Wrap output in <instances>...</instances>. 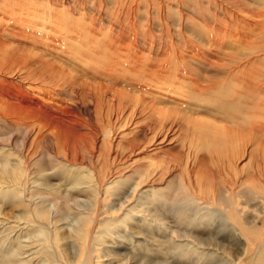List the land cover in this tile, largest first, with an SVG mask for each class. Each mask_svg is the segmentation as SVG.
I'll return each mask as SVG.
<instances>
[{"label": "rangeland", "instance_id": "obj_1", "mask_svg": "<svg viewBox=\"0 0 264 264\" xmlns=\"http://www.w3.org/2000/svg\"><path fill=\"white\" fill-rule=\"evenodd\" d=\"M0 18L15 25L0 20V72L11 67L31 99L70 108L94 133L80 145V174L48 178L60 192H27L30 207L0 202V264H238L221 250L238 247L222 219L202 226L207 185L190 195L182 184L208 132L264 114V0H0ZM29 18L43 23L27 28ZM215 156L224 189L234 160Z\"/></svg>", "mask_w": 264, "mask_h": 264}, {"label": "bare ground", "instance_id": "obj_2", "mask_svg": "<svg viewBox=\"0 0 264 264\" xmlns=\"http://www.w3.org/2000/svg\"><path fill=\"white\" fill-rule=\"evenodd\" d=\"M0 20L6 22V24H3L4 28H8V26L9 27L15 26L14 24L12 25V23H10V20L7 18L6 19L0 18ZM26 21H27V28L32 26L35 29L40 27L41 23H43V22L40 23L37 18L36 19L29 18ZM59 22L60 21H58V23ZM70 38L71 37H69V39ZM79 41L80 39L76 41L77 43L75 42L74 43L79 44ZM84 46L88 47L87 44L86 45L84 44ZM78 47L80 46L78 45ZM21 62L22 61H20V63ZM10 68H6L4 69V71L0 72V77H2L0 78V202H6V203L12 202L16 204H21L26 207H30L27 206L28 203L25 202L26 201L25 196H27L28 194L27 192H30L31 195L34 193V195L36 196L42 194V193L39 194L38 190H43L45 192H51V193L60 192L59 188L56 187L57 188L56 189L55 187H52L50 185L49 183L50 179H48L55 174L57 168L58 170L59 168L60 170L66 168L65 173L74 172V174H80V172L74 171L76 168L82 169V167H80L81 163H79L80 158L77 159V157L80 156L79 155L80 145L85 143L88 149L89 145L87 143L89 142V140H91L92 143L94 142V133L91 132V130L87 131L84 129V123L79 119L78 114H76L77 112L72 111L70 108L66 107V108H60V110L58 109L51 110L49 107L46 108L47 106L42 105L39 102L40 100L36 101L34 99H31L30 97L31 95L30 96L27 95V93L25 92L26 90L24 91L23 88L19 86L20 84L17 83L18 84L17 85L15 84L16 82L12 83L9 81V76H13L9 70ZM5 70L8 71L9 73L7 72L8 73L7 74ZM25 72H28L27 69ZM20 74L21 73H19V75ZM14 75H16L15 77H17V74L14 73ZM7 76L8 78H6ZM225 98L228 97L225 96ZM84 108L86 109V107ZM79 112L81 113V111ZM250 113L247 112L243 117L239 116L240 120H238L237 122L238 123L240 122L241 124H238L237 127L235 126L236 128L234 127V129L218 130L216 132H208L206 134L203 144L201 143L204 148L202 146L198 147V149L200 148V150L202 151V155L194 158V161L193 162L191 161L192 162L191 165L188 164L187 178L184 180L182 184L183 186L182 190L188 191V194L191 195L194 194V192L192 193L189 190L191 187L195 185L202 187L201 184L207 185V188H209L210 193L204 191L206 190L204 189L203 196L197 197L199 200H201L200 202H198L199 205L196 209L199 211L201 218H204V222L202 219V226L204 225V223H206L204 227L207 226V228L209 229V227L212 225V222L215 219L221 218L223 222V226L228 227L231 234L233 236H236L235 238L238 244V245L236 244L238 247L235 248L233 247V245H228V243L224 244L222 241L224 245L223 247H221V250L222 249L226 250L227 252L225 254L229 253V255L233 260L238 261V264H264V124H260V123L254 124L255 122L254 123L252 122V117L257 118L258 120H264V114L259 113V115L258 114L254 115L253 113L252 114ZM246 117L248 118L250 117L251 121H248ZM29 120L33 121V123H31L30 126H28V123H30ZM189 129L186 128L185 130H189ZM6 135L9 136L4 138V136ZM254 135H256V137L253 141ZM18 142H19V146H18L19 148H15L17 147L16 143L18 144ZM93 145L94 144H92V146ZM92 148H94V146ZM57 149L61 150V155L58 154L59 150ZM213 149L215 150L217 156L212 154ZM93 151H89L91 152L90 155L93 154ZM35 155L39 156V158L33 160V156ZM213 156H215L218 159V162L223 158L226 162H231L232 159L234 160L233 163L234 165L233 169L235 171L234 177H232V179L229 180V179H224L223 176L219 181V182H221V180L224 181L222 185L224 189H219V187L217 186V180L219 178L218 173L220 172L217 173L215 170L216 174L213 173L212 164H211ZM241 156L245 157V159L247 158V162L245 163L246 161L245 160L243 162L245 164L239 166L237 165L238 162L236 161V159L239 161ZM92 157L93 156H91V159ZM200 162L202 163V165L198 164ZM89 165L90 167L93 166L91 164ZM247 167L249 170L248 169L246 170ZM199 168L202 169L201 171H203L201 180L198 179L197 177V171H200ZM238 171L239 172L245 171V172L239 173ZM145 180H146V176H145ZM37 181H39V183H37L38 185L35 188L34 186L35 184L33 185V183ZM73 182H74V187L76 185L81 184L80 179H75V181ZM28 183H32V185L31 184L27 185ZM245 183L248 184V187L242 189ZM100 187L105 189L104 185ZM36 191L38 194L36 193ZM64 193L66 194V192ZM12 199H15V201H12ZM39 206L40 205L38 204V206L33 205L31 207L32 209L33 207H36V209H38L37 207ZM214 206L217 207L219 209L218 212H220V214L217 216L215 215V217L213 214V212L215 211ZM187 208L191 210L190 214L195 213L193 212L195 208H191V206L189 205ZM188 209H183L179 213L186 214V211ZM38 212H40L41 216L44 214L42 208ZM45 214L43 216H46ZM194 218L195 217H193V219ZM124 220H122V222H124ZM187 223H189V221ZM194 223H196L195 220ZM215 223L217 222L215 221ZM257 223H260V225L258 226ZM196 226L199 227L201 225L197 224ZM212 231L213 230H211V232ZM205 234L208 233H205L204 231V235ZM82 236L87 238V231L85 232V235ZM195 247L196 249H192V250L194 251L199 250V246H195ZM15 255H17V253ZM5 257L11 258L10 255H7ZM230 263L233 264L231 261Z\"/></svg>", "mask_w": 264, "mask_h": 264}]
</instances>
